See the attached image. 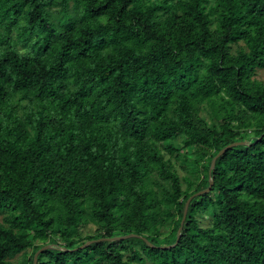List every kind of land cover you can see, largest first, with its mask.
I'll return each mask as SVG.
<instances>
[{"label": "trees", "instance_id": "obj_1", "mask_svg": "<svg viewBox=\"0 0 264 264\" xmlns=\"http://www.w3.org/2000/svg\"><path fill=\"white\" fill-rule=\"evenodd\" d=\"M263 70L264 0H0V264H264Z\"/></svg>", "mask_w": 264, "mask_h": 264}, {"label": "water", "instance_id": "obj_2", "mask_svg": "<svg viewBox=\"0 0 264 264\" xmlns=\"http://www.w3.org/2000/svg\"><path fill=\"white\" fill-rule=\"evenodd\" d=\"M263 137V136H262ZM259 138V140L262 139ZM252 143L250 142H245V141H239V142H234V143H231L230 145L226 146L223 150H221L219 152V154L213 159L212 161V164H211V168H210V186L208 189H205L203 191H200L198 193H195L193 196H191L188 201L186 202V205H185V209H184V214H183V219H182V222H181V226L178 230V238H177V241L174 245L172 246H169V247H165V248H171V247H174L177 245V243L179 242L181 236H182V233H183V226H184V223H185V220H186V217H187V214H188V210H189V206H190V203L191 201L196 198V197H199V196H202V195H205L207 193H209L214 185V178H213V172L215 170V164H216V161L217 159L223 155L225 152H227L228 150L234 148V147H237V146H241V145H251ZM136 235H127V236H123V237H117V238H113V239H102V240H111V241H118V240H124V239H129V238H132V237H135ZM145 240V239H144ZM94 241H90L88 243H86L85 245L81 246L79 249H83L87 246H89L91 243H93ZM147 242V241H146ZM151 246H153L152 244H150ZM52 248H57L56 246H53V245H49V246H45L43 248H41L34 256V264H37L38 263V256L41 252L45 251V250H48V249H52ZM59 250H63V251H69L68 249H65V248H59ZM77 250V249H75ZM73 251V250H72Z\"/></svg>", "mask_w": 264, "mask_h": 264}, {"label": "rangeland", "instance_id": "obj_3", "mask_svg": "<svg viewBox=\"0 0 264 264\" xmlns=\"http://www.w3.org/2000/svg\"><path fill=\"white\" fill-rule=\"evenodd\" d=\"M259 78L264 80V70L261 71V72L259 73ZM176 166H177L176 168H177V169L179 170V172H180L181 177H186V174H185V172L180 168V165H179L178 163H176ZM187 187H188V184L184 183V188L186 189ZM0 220L2 221L3 218L0 217ZM200 221H201V224H203V225H205V226L211 222V218L207 215L206 211L204 212V215L200 217ZM30 252H31V250H30ZM125 254L127 255L128 252L126 251ZM20 260H21V257H20V256H19V257H15V258L13 259V261H14L16 264H19V263H20V262H19ZM140 264H154V263H153L152 261H150V259L147 258V261L145 260L143 263H140Z\"/></svg>", "mask_w": 264, "mask_h": 264}]
</instances>
